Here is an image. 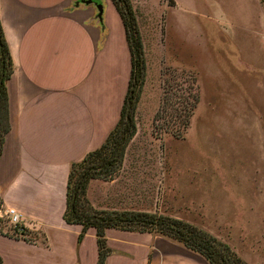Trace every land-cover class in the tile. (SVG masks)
I'll use <instances>...</instances> for the list:
<instances>
[{"label": "rangeland", "instance_id": "obj_1", "mask_svg": "<svg viewBox=\"0 0 264 264\" xmlns=\"http://www.w3.org/2000/svg\"><path fill=\"white\" fill-rule=\"evenodd\" d=\"M130 1L145 79L97 208L182 218L264 264V0Z\"/></svg>", "mask_w": 264, "mask_h": 264}, {"label": "crops", "instance_id": "obj_2", "mask_svg": "<svg viewBox=\"0 0 264 264\" xmlns=\"http://www.w3.org/2000/svg\"><path fill=\"white\" fill-rule=\"evenodd\" d=\"M0 0L13 60L6 81L11 127L0 155L2 206L15 207L35 240L0 229L2 264H96L95 228L63 219L73 161L115 126L131 72L123 20L112 0ZM115 178H93L97 207ZM100 207V206H98ZM105 264H210L201 254L151 232L105 229ZM152 253L149 256V252Z\"/></svg>", "mask_w": 264, "mask_h": 264}, {"label": "trees", "instance_id": "obj_3", "mask_svg": "<svg viewBox=\"0 0 264 264\" xmlns=\"http://www.w3.org/2000/svg\"><path fill=\"white\" fill-rule=\"evenodd\" d=\"M112 2L123 20L131 53L128 86L120 116L104 141L70 165L63 219L68 223L81 225L79 241L88 227L95 228L98 247L96 264H105L107 256L112 252L105 234L108 227L157 232L169 236L201 254L210 264H248L228 243L182 218L147 210L97 208L88 199L87 187L91 179H112L121 168L125 148L135 133L134 113L145 79L144 46L131 1ZM13 68V60L0 22V155L5 135L11 127L6 81Z\"/></svg>", "mask_w": 264, "mask_h": 264}, {"label": "built area", "instance_id": "obj_4", "mask_svg": "<svg viewBox=\"0 0 264 264\" xmlns=\"http://www.w3.org/2000/svg\"><path fill=\"white\" fill-rule=\"evenodd\" d=\"M0 219H3L7 224L5 232L17 237H31L30 240H35L34 235L24 226L21 213L15 207L2 206L0 203Z\"/></svg>", "mask_w": 264, "mask_h": 264}, {"label": "water", "instance_id": "obj_5", "mask_svg": "<svg viewBox=\"0 0 264 264\" xmlns=\"http://www.w3.org/2000/svg\"><path fill=\"white\" fill-rule=\"evenodd\" d=\"M83 2H91L93 0H82ZM97 5V8H98V15L101 16V13H102V5L101 4H96Z\"/></svg>", "mask_w": 264, "mask_h": 264}]
</instances>
